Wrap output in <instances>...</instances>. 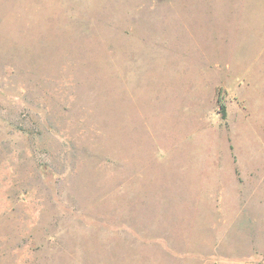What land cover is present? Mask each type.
I'll return each mask as SVG.
<instances>
[{
	"label": "rangeland",
	"instance_id": "obj_1",
	"mask_svg": "<svg viewBox=\"0 0 264 264\" xmlns=\"http://www.w3.org/2000/svg\"><path fill=\"white\" fill-rule=\"evenodd\" d=\"M0 264H264V0H0Z\"/></svg>",
	"mask_w": 264,
	"mask_h": 264
},
{
	"label": "trees",
	"instance_id": "obj_2",
	"mask_svg": "<svg viewBox=\"0 0 264 264\" xmlns=\"http://www.w3.org/2000/svg\"><path fill=\"white\" fill-rule=\"evenodd\" d=\"M219 104H220V101H218ZM219 115H220V118L221 119H224L225 118V108H224V105H219Z\"/></svg>",
	"mask_w": 264,
	"mask_h": 264
}]
</instances>
